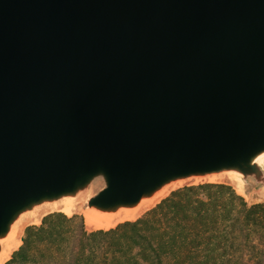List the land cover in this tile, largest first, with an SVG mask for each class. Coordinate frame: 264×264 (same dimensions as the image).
Masks as SVG:
<instances>
[{"label":"water","instance_id":"water-1","mask_svg":"<svg viewBox=\"0 0 264 264\" xmlns=\"http://www.w3.org/2000/svg\"><path fill=\"white\" fill-rule=\"evenodd\" d=\"M263 149L264 0H0V235L97 173L116 206Z\"/></svg>","mask_w":264,"mask_h":264},{"label":"trees","instance_id":"trees-1","mask_svg":"<svg viewBox=\"0 0 264 264\" xmlns=\"http://www.w3.org/2000/svg\"><path fill=\"white\" fill-rule=\"evenodd\" d=\"M22 241L5 264H264V202L226 182L191 184L108 229L49 213Z\"/></svg>","mask_w":264,"mask_h":264},{"label":"bare ground","instance_id":"bare-ground-1","mask_svg":"<svg viewBox=\"0 0 264 264\" xmlns=\"http://www.w3.org/2000/svg\"><path fill=\"white\" fill-rule=\"evenodd\" d=\"M264 162V149L255 153L249 160L250 165L262 164ZM242 173L237 169H227L223 171H211L206 173H194L187 177L175 178L166 181L161 186L152 190L151 192L144 193L142 197L134 203H122L116 206H98L89 205L81 210L83 212L85 222L94 228L108 229L115 226L117 223L125 220H135L146 210L155 206L164 197H166L171 190L182 185L187 180H194L195 182L205 181H216L221 179L223 176H227L231 179H239ZM240 181V179H239ZM77 202L76 194L67 193L59 199L51 201H45L38 205L36 209L30 213L33 221L38 220L41 215L40 212L46 211L47 209L57 210L60 208L66 214H71L75 210ZM17 223H13L8 233H2L0 235V264H3L5 259H9L13 250L19 245V236L17 232ZM7 259V260H8Z\"/></svg>","mask_w":264,"mask_h":264},{"label":"rangeland","instance_id":"rangeland-1","mask_svg":"<svg viewBox=\"0 0 264 264\" xmlns=\"http://www.w3.org/2000/svg\"><path fill=\"white\" fill-rule=\"evenodd\" d=\"M227 169L239 170L242 173L239 176L240 181H239V179L234 180V179L228 178L227 176H223L221 179L213 181V182H217V183L226 182V183L231 184L233 186V188L235 189V191L238 194H240L241 196H243L244 199L249 204L264 202V162L262 164H253L250 166L243 165V166L223 167V168L217 169L215 171L218 172V171H223V170H227ZM183 177H187V176H183ZM178 178H180V177H178ZM106 182L107 181H106V177L104 176V174L103 173H97V174L91 176L84 184L79 185L74 191L70 192L72 194H76V198H77L75 210L71 214L64 213L63 211L60 210V208L57 210L47 209L45 212L44 211L40 212L41 215L39 216L38 220L33 221V219L29 218L30 213L33 211V209H36V207L38 205H40L41 203H43L45 201H51L54 199H59L60 197H62L63 195H65L67 193L59 195L57 197L45 198V199H41L39 201L32 202L30 205H28V206L24 207L23 209H21L20 211H18L14 215L13 219L10 221L8 228H7V231H6V233H8L11 225L13 223H17V226H18L17 232H18V236H19L20 240L17 241V242H19V245L17 246V248L15 250H13V252L16 251L22 245V243H23L22 239L25 235V229L31 225H36V226L40 225L43 217L49 213L59 212V213L65 214L68 217H71V216H77L78 218L81 217L83 222H84L85 227L87 229H93L94 228L93 226H91L85 222L84 214H83V212L81 213V210L86 208L87 206L91 205V204H89L90 199L93 198L94 196H96L106 186ZM204 182H211V181L201 180V181L195 182L193 179L187 180L182 185L178 186L177 188L185 186V185L198 184V183H204ZM177 188H174L173 190H175ZM173 190H171V191H173ZM140 216H138V217H140ZM125 221H127V220H125ZM122 222H124V221H122ZM119 223H121V222H119ZM119 223H117V224H119ZM13 252H12V254H13ZM12 254L10 255V258L12 256ZM10 258L9 259L7 258V259L10 260ZM7 259H5L3 261V264H5L8 261Z\"/></svg>","mask_w":264,"mask_h":264}]
</instances>
